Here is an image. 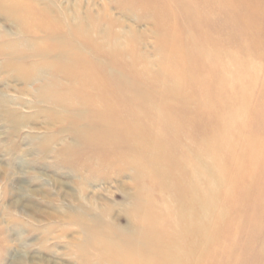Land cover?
<instances>
[{
	"label": "rangeland",
	"instance_id": "rangeland-1",
	"mask_svg": "<svg viewBox=\"0 0 264 264\" xmlns=\"http://www.w3.org/2000/svg\"><path fill=\"white\" fill-rule=\"evenodd\" d=\"M0 264H264V0H0Z\"/></svg>",
	"mask_w": 264,
	"mask_h": 264
}]
</instances>
